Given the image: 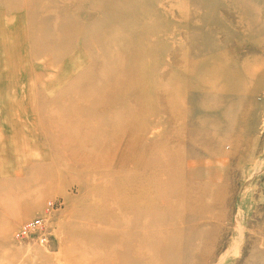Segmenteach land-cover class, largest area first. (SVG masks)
I'll list each match as a JSON object with an SVG mask.
<instances>
[{
	"label": "rangeland",
	"instance_id": "1",
	"mask_svg": "<svg viewBox=\"0 0 264 264\" xmlns=\"http://www.w3.org/2000/svg\"><path fill=\"white\" fill-rule=\"evenodd\" d=\"M0 264H264V0H0Z\"/></svg>",
	"mask_w": 264,
	"mask_h": 264
},
{
	"label": "built area",
	"instance_id": "2",
	"mask_svg": "<svg viewBox=\"0 0 264 264\" xmlns=\"http://www.w3.org/2000/svg\"><path fill=\"white\" fill-rule=\"evenodd\" d=\"M54 205H55L54 201H48L44 206L45 211H42V213H39L38 215L33 217V219L27 220V222L24 226L19 225L13 234L15 236V238L16 239L18 238L19 241H25V240H28L31 237L35 236V241L39 245L47 246L49 244V240H50V237L47 233L45 234L44 232L40 231L39 229H33L32 231H30L28 233V235H24V233H25L24 231H28L26 226H35V225L40 224L43 221L47 220L46 215L51 213L54 210Z\"/></svg>",
	"mask_w": 264,
	"mask_h": 264
},
{
	"label": "bare ground",
	"instance_id": "3",
	"mask_svg": "<svg viewBox=\"0 0 264 264\" xmlns=\"http://www.w3.org/2000/svg\"><path fill=\"white\" fill-rule=\"evenodd\" d=\"M42 223L37 224L35 226H26V228L28 229V231H24V234H28V232L32 231L33 229H38L41 226Z\"/></svg>",
	"mask_w": 264,
	"mask_h": 264
}]
</instances>
